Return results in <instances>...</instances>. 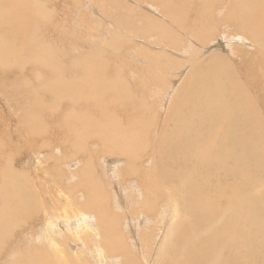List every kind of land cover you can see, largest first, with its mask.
Masks as SVG:
<instances>
[{
	"label": "bare ground",
	"instance_id": "1",
	"mask_svg": "<svg viewBox=\"0 0 264 264\" xmlns=\"http://www.w3.org/2000/svg\"><path fill=\"white\" fill-rule=\"evenodd\" d=\"M16 1L14 2V0H4L3 2H0V65L6 66V64L10 61V57L14 55L17 58L23 57L24 59H26V61L27 59L31 60V62L27 61L29 64H32L34 62H41L44 65L45 72H50L54 69V66L51 61V53L48 50L45 51L42 47L44 43L35 45L27 40L26 52H24V47V49L21 50L19 54L20 56H16L17 45L21 41L20 34L22 31L20 30L22 26L24 27V29H26L29 22L33 20V17L29 19L22 18V14L20 11L24 12L26 16H29L30 12L34 13L33 8H38L40 10V8L36 7L33 2L24 0L18 2ZM78 1L80 0H77V2ZM94 1L93 4H95V2L97 1V3L95 4L96 7H98L97 9H99V7L102 9L104 0L101 4L100 2L102 0H100V2L99 0H96L95 2ZM107 1H110V3H112L111 0H105V3H107ZM185 2L187 3V0H149L135 3L139 5L137 6L138 8L141 6L143 8L145 7L146 9L150 10V14L151 12H153L160 19L162 26L157 24V26L160 28V31L163 26L169 28V30H165L164 27L162 29V34L161 32H159V30L155 31L157 26H155V28L154 26L152 27L154 28V32L149 30L147 23H145L147 24V29H144L141 26L139 28H135L133 21L130 19L129 15L132 14L134 16L136 10H134L135 7H132V10L130 8V4H126L127 6H129V8H127L126 6V9H130V13H128L127 19L131 21V23L127 21L125 16H123L125 14H120L116 11L118 14H120V18L122 15V18L121 20H114V26H112L113 24L110 25V27H115V31L111 28L114 33L108 31V27L107 32L109 33L104 32L100 35L99 30L102 29L99 28V21L96 23L97 25L93 22L94 27L89 25L87 27L88 29L85 27L88 32H86L85 29V32L81 31L82 33L77 31V33L74 32L75 30H78L77 28L75 30H72L74 34L76 33L75 36H73L75 38H80V40H75L77 41L76 49L78 47L82 48L85 45L84 43L87 42L88 39L98 40L101 43L104 42V46H98L97 48L99 49H96L94 52L90 51L88 54V51H84V53L86 54H84L82 58L80 57L78 61H76L75 68L77 70V73L72 78L68 79V83L66 82V80L60 79V77L55 81L48 79L46 82L40 83L39 87H37L36 89L37 91L42 93V114L44 113L45 115V112L47 111L55 112L54 114H48L50 118L54 119L57 116V118L59 119L61 117L58 112L60 111V107L62 106V103L64 101H66V103L68 101L71 104V106L67 104V107L70 106V109H68L69 107L67 108L68 114L61 113L62 118L60 119V121L62 122L64 120V122L61 123L62 127L60 126L59 122H55L57 123V127L59 128L56 127L57 129H52L48 125L49 119L46 120V122H48L47 124L45 123V121H43V118L41 120V117H39L40 119L37 120H39L40 123L43 122V124H46L44 127H42L43 129L39 127L42 129V131L38 134L43 135L44 133V135H46L45 133H50L51 129L53 131L59 130V133L61 131L64 135V141H62V143H64L66 140L69 141L67 144L71 148L70 156H74L75 159L78 158L80 162H84V164L82 163L83 168L81 169L80 173L75 175L78 177L77 182L75 184H72L71 186H68V193H76L77 197L75 200H73L72 198H68L66 190L63 189L64 183H62V180L64 179H62V170L59 166H57V170L55 172H52V170L47 171V173L53 174L51 175L53 176L52 179L54 180L51 181L50 184L48 183V174H45L46 169L41 166V172L37 173V175L43 179L41 185H39L37 182H34L35 189L31 188L29 190H26V187L31 186L30 182L39 180V178L35 174L38 168H36V170L34 171L28 172L27 170H20L17 166V162L13 160H9L10 163H5V165L9 163L7 168L0 169V251L3 250L8 238L10 239V244H12V246L9 247V253L5 259H2L0 257V264H92L91 260H93V264H113L112 261L115 260L118 261V264H159V262L160 264H264V120L262 119L264 118V114L261 113L263 114V116L261 115L262 117L260 118L259 116L260 112H262V109H260L261 107L258 108V110L256 109L257 104L260 102L256 100L259 99L255 100L256 102H258L257 104L254 103V93H256V97H260L259 90L264 89L262 88L264 86V82L260 80H264V0H202V6L195 14H191L190 11L188 12V8L190 6H186ZM79 3H81V1ZM110 3H107V5H111ZM80 5L79 7H82V5ZM69 6L70 5H68L67 7ZM119 7L121 10L124 8V6L123 8H121L122 6ZM142 7L140 8V11L138 10L139 14L137 12L138 16H143L149 24H155L153 20H147L146 17L149 16L145 14L146 11L145 9H142ZM106 8L107 10L108 8L111 9V6ZM113 9H111L112 14ZM186 9L188 10L186 11ZM18 10L21 20L16 16L18 14L15 15L14 13V11ZM104 10V13H106V16H108V18L109 16L113 17L110 14H107L109 12H107L106 9ZM122 11L121 13H124ZM71 12L72 11H70V13ZM141 12L143 15L141 14ZM137 14L136 17H138ZM154 14H152V17H154ZM106 16L104 15V17ZM114 16H116V13ZM100 17L102 18L103 16ZM213 17L215 18V20L213 19ZM124 18L126 20H123ZM109 19V22L113 21L111 18ZM143 20L144 19H142V21ZM104 21L108 20L104 18ZM209 21L212 22L207 26L206 24ZM86 22L90 21L88 20ZM102 22L103 21H101V25ZM104 24L108 25L109 23L104 22L101 27H104ZM195 24H197L196 28H194V26L192 28L191 26ZM168 25H170L173 29ZM60 27L61 26H59V29ZM66 27L68 28L69 26ZM82 27L84 28V26ZM67 28L65 30H67ZM91 29H93L98 35L93 34L95 32L92 33ZM111 29L109 28V30ZM70 30L71 28L69 29V33H72ZM119 32H122L126 38L122 36V34L118 35ZM155 32H157L158 35ZM219 32L225 33V37H222L226 39V41L224 40V43L226 44L225 46L231 48L233 52L235 51V47H240L237 49L238 51L244 52L245 54H248L250 56L253 55V57L246 59L245 57L243 58L241 56L242 61L245 62L243 68L241 69L240 67L238 69L234 67L233 69L232 63L227 61L225 57L218 52H209V54H211H208V57L207 52L206 55L202 57L203 59L199 58L201 60H198L199 62L194 60L196 58L194 57V55L188 56V59L189 57H194L191 58L190 62L193 59V61L197 62V64H190L193 65V67H191L185 62V65L187 64L188 67L190 66L191 70L187 68L188 70L186 71V73L188 71H190V73L189 77L186 74V78L188 77L187 79L184 77L186 81L184 82L186 85L183 83V86H186V92L184 90L185 97H183V99L179 96V98H181L180 100H184V102H179L180 104L178 105V107L188 108L189 110L187 111H193L190 112L192 114L194 112L196 113L197 111L196 114L194 113L195 117L196 115L200 117L202 116L201 114H203L205 119L208 117L211 118L213 112L215 114H218L217 110L220 111L219 114H222L221 110L223 111L225 109L223 112L225 115V111L227 110L228 112H226L225 116L221 115V117H223V120H225V125L221 120L222 122H220L222 123V125H224L223 127H221L218 123H216V126H214L216 128H218L217 126H219L220 129L216 131L222 132L218 134L215 130H213V132L215 133L213 135L212 131H210L212 128L210 130L208 128H205V132L210 131V134L207 133L205 135L206 137L204 138L207 141L203 142L202 147L199 148L198 153H194V155L193 153H191L193 155V158H190L189 154L184 152L185 157L182 158V160L179 162L180 164L178 165V168L181 169V175L179 177H177L178 175H174L172 169H167L165 174L166 176L163 177L162 174L159 173L160 171L157 172L156 168H153L154 165L152 166V163L151 167L147 163L150 169L146 167L147 169L145 168V170H148V172H141L139 167L137 169L136 167L137 164H139L138 166H140V168L147 166H143V163L146 164L147 162L146 155L142 156L141 153H143L145 149H147L149 145L152 144L149 141L146 142V140H149L151 136L149 138L147 137L148 139H145V135H150L148 133V128L150 127V130L151 128L154 129L153 125L148 126V124L142 123L143 125L140 126V129H138L137 127H133L137 128L138 130L132 129V131H128V128H123L122 126L118 125L116 126L115 124L111 123L112 120L114 121L115 116L118 117L115 114L118 111L115 110V106H121V104H123L121 102H124L125 100H128V102H130L129 100H131L133 94H136V89L138 90L140 88H143V86H146L145 84H142L146 83L143 82V80L145 81L146 78H141L145 75V73L139 72V74L141 73V75H143L141 76L138 74L137 76L136 73V77L134 76V80L140 81V79H142V83L138 82L141 87L137 88L136 86L135 91L132 90L134 93H131L132 95L130 97L120 93L121 90L122 92L125 90V85H127L128 87L129 85H132L130 84V81L129 83L125 81L127 80V77L124 78V76L128 75L127 73L126 75L124 74V76L122 75V80L121 76H119L121 81H125V83H127L121 84L120 82L121 86H123V89H120L121 86L118 85L119 83L117 82L120 80L118 77L116 78V74L114 75V73H116L115 71L117 70H120L121 72L123 66H119L121 64L120 63L118 65L119 69L117 68L118 66L114 71L109 69H111V66L115 65L116 61H118L116 64H118L120 60L122 61V59L118 60L117 56L119 52L123 53L122 45H124L125 43L127 46L128 42L133 43L131 42V40H133L132 37L134 39L137 37H142V43L139 44H143V42L144 44L147 43L149 44L148 46L151 45L149 48H151L152 46H159V49H161L164 53L166 51L170 52V50L177 51V49L178 52L180 50L181 53L183 52V50H181V47L184 46V42L188 40L187 45L185 42L186 46H194V43L199 45V47H196V51L192 48V46H190L192 48L191 50H194L193 52L198 55L200 53V49L201 53H205L204 51L211 48V46H208V44L212 45L215 42L213 38H218L220 36ZM83 33H88L87 40H85L86 37L83 36ZM154 33L156 36L154 35ZM168 33L170 34V39H168ZM188 34L190 36H188ZM119 36H122L121 38L124 37L128 42H125V39L123 38L124 41L122 39L123 44L121 45V43H119V40H121ZM173 36L174 43L171 41V38ZM106 37H109L110 40L114 41L115 43H109L108 41L106 42ZM64 41L66 42L67 40ZM167 41H169V43ZM236 41L240 42H237L238 44H240V46H233V42ZM244 41H247L251 46H255V48L253 50H250V47H248ZM92 43H94V41H92ZM92 43H90L91 47L94 45H92ZM101 43L99 44L101 45ZM67 44L69 45V43ZM136 44L138 45V43ZM179 44H181L180 48L178 46ZM132 45L129 46L132 47L133 50L136 49V45ZM242 45H245L248 48H243ZM95 46L96 44L94 45V47ZM143 46L147 47L146 45ZM65 47L67 48V45ZM141 49L142 53L140 54L141 50H138L139 52L136 56H138V54H140L139 56L145 54L144 52L146 51V48L145 50H143V47ZM156 49L154 51H156ZM60 50L61 49H59V53L61 55L62 51ZM108 50H111L112 53H110V51ZM161 50H159L160 52H157L161 54ZM189 50L190 48H188V51ZM135 51L137 52V50ZM154 51L153 53L155 55L153 56H156L157 52L155 53ZM23 52L24 54H22ZM105 52L110 54V56L108 54L110 59L106 60V58H103V56H101L103 60L100 58L101 60L99 61L100 55L98 56V54L104 55L106 54ZM113 52L115 53L114 55L117 56L115 57V59L117 58V60H115V63H113L114 65H112L113 60L111 62H108L109 64H111L110 66L108 63H105L109 67V69L107 67V69L105 70L114 72V78L118 79H115L116 81H112V79L110 78L106 79L109 77V75H113L109 74V71L106 72V74H109L108 77L104 74V63L102 62L110 61L112 57L111 54H113ZM147 52L145 54L147 55L145 56V60H147V57H149V55L150 59L152 58V51H150V54H147ZM164 53H162L164 56H162V54L161 56L159 55L160 58L157 54L156 59H161V57L165 58L166 53ZM192 53L190 52V54ZM167 54L169 56L170 53ZM126 55L127 52L125 56ZM174 55L175 54H173V56ZM125 56L122 58H126ZM132 56H130V62L136 60L139 61L138 59L133 60L134 58ZM168 56L167 59L172 62L171 57ZM237 56L239 58L240 53ZM142 57L145 58L143 55ZM127 58H129V56ZM156 59L153 60L152 58L151 61H147L151 62L150 64L152 65V67L156 68L158 65L157 61H159ZM167 59L165 58V60ZM186 59L185 61H187ZM127 61L125 62V67L127 66ZM147 61L146 66L147 68H149L150 65L147 64ZM160 61L158 66H160V64L163 65L162 62H164V60L161 62ZM170 61L167 60V65L170 63ZM183 61L184 58H182L180 66L182 65ZM123 62L124 61H122V63ZM130 62H128V66L130 65ZM153 62L156 64V66H154L155 64H153ZM176 62L173 63V66L171 64L165 66L167 68L169 67L170 70H174V65L176 66ZM187 62L190 63L189 61ZM246 62H250V66ZM95 63L103 65H100V67L98 66V64L95 65ZM165 63L166 62H164V64ZM20 64L22 65V63H17L15 66H20ZM135 64L137 63H134V65ZM139 65V68H142L143 64L142 66L141 64ZM132 68L133 67L131 66V69ZM147 68L144 69L146 73L150 70V68L149 70H147ZM167 68L164 67V69ZM169 68L167 70H169ZM0 69L3 70L2 68ZM151 69L153 70V68ZM144 70L141 71L144 72ZM177 70H179V67H176L174 71ZM155 71L153 70L152 73L151 70L149 71L150 77L152 74L154 75ZM120 72H117L118 75L121 74ZM156 72L158 73L160 72V70L158 69V71ZM157 73L156 75H154L157 79L154 76H152L153 78H151L152 80H154L155 78L156 83L158 80ZM161 73L160 75L162 76ZM163 73H165V71H163ZM168 74H172L171 71ZM131 75L134 74L131 73ZM147 76L148 74L146 75V77ZM137 77L138 80L136 79ZM150 77H147V79L149 80ZM104 78L106 80H104ZM165 78L166 76L162 77L163 80L160 79V81L164 82L168 79V77L166 79ZM107 80H111L112 82L108 81L107 84ZM257 80L258 84L256 85L255 82H257ZM149 81L151 82V80ZM163 82L161 84H163ZM173 85H176V83H173ZM132 86L130 87V89L134 88V86ZM148 86L149 84L147 85V87ZM167 86H165V89L169 88H167ZM148 88L151 89V86ZM148 88L146 90V94L148 93L147 91H149ZM144 89L141 90L143 91ZM155 89L157 88L155 87ZM165 89H162L163 93H167ZM127 90H125V92L130 91ZM104 91H107V93H109L108 91H110V100L104 99ZM138 92L140 93V91H137V93ZM173 92H175L172 93L174 96L176 94L174 88ZM262 92L264 91L261 90V95H263ZM151 94L153 97V92H151ZM139 95H141V93ZM162 95L163 94H161L160 97ZM246 95L250 96L246 97ZM158 96L159 95H156V97ZM134 97H132V99H134V102H132L136 104V97ZM137 98L136 100L138 102V100H140L139 96ZM142 98L143 96L141 95V99ZM171 98L170 102L172 100L174 102L176 97H173L172 99ZM157 99L155 101H157ZM152 100L154 101L153 98ZM178 100H176L173 104V106L175 105L176 108H178L176 105ZM146 101H150L149 98L148 100L145 99V102ZM153 101H151L152 104ZM142 102L143 101L141 100V103ZM145 102H143L142 104H144ZM109 103L110 109H108L107 107ZM126 103L127 101H125L123 105L128 107V104L126 105ZM141 103L139 104L140 106ZM147 104L148 106H150L149 102ZM147 104L145 103L144 106ZM168 104L171 105V103ZM262 104L260 105L264 107V103ZM123 105L121 107H123ZM139 105H136L137 108L139 107L138 110H136L135 106H132L135 109H131L132 111H139L140 115H137L143 118L141 113H143L144 111L147 112L149 110V107L146 106V109L148 110H145V107L143 106V111L140 110ZM63 106L64 108H66V105ZM88 106L92 108L91 111H93L96 115L87 113L83 110V108H87ZM124 110H126V108ZM182 111L184 110H181V112ZM164 112L167 113L166 111ZM173 112L176 111L173 109ZM256 112L259 116L256 115ZM152 113L154 114V112ZM152 113H150L149 115L151 116ZM182 113L180 114V116L179 114L177 115L179 119L175 116L173 118L181 122H178L179 124H181V127H179L180 129L178 127H175L179 129L178 131L175 129V131L179 132L178 134L182 137L183 140L185 138L184 136L189 132L188 130L192 129H190L191 125L187 126L183 122L185 119L182 118ZM190 113L186 115L189 116ZM146 114L144 116H146ZM219 114L217 116H219ZM44 115L43 117L46 118V116ZM137 115L135 114L134 118ZM130 116V118L132 119L133 116ZM191 116H193V119H195L194 115ZM215 116L216 115H214V117ZM158 117L159 116H157L156 118ZM150 118L152 120L153 117ZM156 118L153 119L155 120ZM209 118L208 121L212 119L211 118L209 120ZM219 118L215 117L214 119L218 120ZM143 119H145V117ZM175 119L172 120L174 121ZM187 119L188 121L191 120L188 117ZM258 119H262L260 120L262 122L258 121ZM136 120L138 121L137 117ZM136 120L133 119V121L135 122ZM168 120L170 122V119ZM202 120L203 119H200V122H202ZM155 121H153L152 123L154 124ZM214 121L216 122V120L210 121L212 122V125L214 124ZM142 122L144 121L142 120ZM169 122L167 121V123ZM148 123L150 124L149 121ZM192 123H195V125L199 127L196 122ZM261 125L263 126L261 127ZM164 126H168V124L163 125V127ZM39 128H37L36 130H39ZM196 129L197 128H195L193 131L195 132ZM200 131L198 133H200ZM6 132L8 131L6 130ZM163 132L164 134H162V136L160 137L161 140L159 141V143L155 144L161 147V151H156V154L163 151V154H167L169 155V157L170 154L168 153H178L179 155L180 152V154L182 155L181 151L179 150L181 146L178 147V144L177 150L179 151H174V149L177 148L173 145V138L175 135L172 136V132L170 130H165ZM177 132L175 133L176 135ZM201 132L202 133L200 134L202 135L203 131ZM1 134L2 133H0V135ZM207 135L209 138H207ZM7 137L8 136H6V138ZM175 137L176 139H178V136ZM196 137L192 139L197 140ZM203 137L199 138L201 139ZM71 138H73L72 141L69 140ZM209 139H211V141ZM212 139L214 140L212 141ZM42 140V146L44 148L42 152L45 150H49L52 152V144L51 142H49V139L45 141L42 138ZM92 140H95L97 143H99L100 151L97 152V155H106V157L104 156L102 158L103 160L101 163L103 173L105 175H107V173L110 175L111 173L114 175V177H121L120 180L121 182H124V184L133 182L130 186L131 188H123L121 185H119L120 187L117 186V188L116 185L108 186V184H106V182L104 181L106 180V176L102 174L101 178L99 177L100 175L96 170L97 162H94V159H92L93 155L90 151V141ZM3 141L4 140H2V142ZM189 142L187 141L186 143L189 144ZM6 143L7 141L4 143V145H6ZM185 145L186 144H184L183 147H187ZM192 146L193 145L191 144L190 147ZM193 147L192 149L194 152ZM198 147L199 146H197V149ZM189 149L187 148L186 150L189 152ZM1 150L2 149H0V151ZM58 150H60V148ZM147 150L149 151V148ZM38 151L41 152L40 150ZM154 152L152 154L150 153L151 155L149 154V158L153 162H155L156 165V162H158V160L160 159H158L157 161L154 160ZM53 153L54 152H52V154ZM85 153H87L86 156H84ZM173 155L176 154H171V157H173ZM119 156H123L126 158V161H124L121 165L115 160V158H121ZM176 157L178 156L176 155ZM113 158V163H109L111 161L109 159ZM49 159H51V157L44 161L45 164H50ZM64 159L66 158H63V160ZM60 162L59 159H57L55 161V164L58 165ZM103 162L109 164L106 166L103 164ZM173 162L171 161V163L175 165V163ZM0 163H2V161ZM67 163L69 164L73 162L69 161L63 164ZM182 163H184V167L181 165ZM160 164L162 166L164 165L162 161L160 162ZM99 165L100 164H98V166ZM169 167L172 168V165H169ZM113 179L115 180V178ZM78 195H81V199H79ZM34 207L36 211L41 212L43 215H45L46 218L49 217V220L47 221L49 224V230L47 229L41 232L38 231L34 235H30L28 237L25 235L22 237L24 229L21 226V223L26 222L27 218L30 219L32 217L31 213L34 211ZM127 214L134 217L133 223L135 234L132 230L133 228L131 229L130 227V232L127 233L128 236L126 237V223L124 220L126 219ZM80 215H83V217H81ZM142 215H146L147 217H151L152 219L149 220L147 217H145V222L143 223ZM85 216L87 217V219L85 218ZM127 220H129L128 217ZM95 223L96 225L90 229L89 226ZM141 223L144 224L143 227L141 226ZM148 223L149 225H147ZM58 226H62L65 229L63 234L60 232L61 230H56V227ZM18 230H20L21 234H19ZM25 237L28 239H26ZM29 241L30 244H33L34 246L30 247L29 249L24 247L18 248L22 246V243H27ZM78 245H81L83 247L73 251L72 248ZM132 245L134 247H132ZM135 247H140L141 254L144 256L143 260L139 257V254L137 253ZM156 247H161V251H156ZM117 256L118 258H115Z\"/></svg>",
	"mask_w": 264,
	"mask_h": 264
},
{
	"label": "rangeland",
	"instance_id": "2",
	"mask_svg": "<svg viewBox=\"0 0 264 264\" xmlns=\"http://www.w3.org/2000/svg\"><path fill=\"white\" fill-rule=\"evenodd\" d=\"M2 2L4 1V0H1ZM0 1V2H1ZM16 0H14V2H15ZM18 1H22V0H17L16 2H18ZM24 1H30V2H33V4L36 6V7H39L40 8V10L38 9V8H33V11H34V13H32V12H30V14H29V16H26L25 14H24V12H22V11H20L21 12V14H22V18H24V19H29V18H31V17H33V20L32 21H30L29 22V24H28V26H27V28L26 29H24V27L22 26V28H21V30L20 31H22L21 32V34H20V39H21V41L18 43V45H17V51H16V56H20L19 54H20V52H21V50H23L24 49V47H25V51L24 52H26V41L27 40H29L30 42H32L33 44H35V45H38V44H41V43H44L43 45H42V47H43V49L46 51V50H48L50 53H51V61H52V63H53V66H54V69L52 70V71H50V72H45V70H44V65L41 63V62H34V63H32V64H29L27 61H29V62H31V60H28L27 59V61H26V59H24L23 57H19V58H17V57H15L14 55H12L11 57H10V61L6 64V66H4V65H0V68H2L3 70H1L0 69V133H2L1 135H0V149H2L1 151H0V162L2 161V163H0V169L1 168H4V169H6L7 168V166H8V164L10 163L9 162V160H13V161H15V162H17V166H18V168L20 169V170H27L28 172H31V171H34V170H36V168H38V170L36 171V176L39 178V180L37 181V180H34V181H32V182H30V184H31V186L30 187H26L25 189L26 190H29V189H31V188H33V189H35L34 188V182H37L39 185H41V183H42V178H40L38 175H37V173L38 172H41V170H42V168H41V166L42 167H44L45 169H46V172H45V174H48V177H49V181H48V183L50 184L51 183V181H53L54 179H52L53 178V174L52 173H47V171H50V170H52V172H55L56 170H57V166H59L60 168H61V170H62V176H63V178L62 179H64V180H62V183H64V187H63V189L64 190H66V194H67V196H68V198H72L73 200H75L76 199V197H77V195H76V193H71V194H69L68 193V186H71L72 184H75L76 182H77V180H78V177L77 176H75L76 174H79L80 173V171H81V169L83 168V164H84V162H80L79 161V159L77 160V159H75V157L74 156H70V153H71V148H70V146L67 144L69 141L68 140H66L64 143H62V141H64V135L62 134V132L60 131V133L58 132V131H53L52 129L53 128H55V129H57V128H59V127H57V123L59 122L60 123V126L62 127V122H64V120L61 122L60 121V119L62 118V115H61V113H67L68 114V109H70V106H71V104L67 101V103H66V101H64L63 103H62V108L60 107V111L58 112V114L61 116L59 119L57 118V116L53 119V118H50L49 116H48V114H50V113H52V114H54L55 112H53V111H47V112H45V115H44V113L42 114V105H43V99H42V93L41 92H39V91H37V87H39V85H40V83H44V82H46L48 79H50V80H52V81H55L57 78H59L60 77V79H63V80H66V82L68 81V79H70V78H72L74 75H76V73H77V70H76V68H75V65H76V61H78V59L81 57H83V55L84 54H86V53H84V51H88L87 52V54L91 51V52H94L96 49H99V48H97L98 46L99 47H103L104 45V42H99L98 40H91V39H88L87 40V38H88V33H83V36L84 37H86L85 38V40H87V42H85L84 44V46L81 48V47H78L77 49H76V45H77V41H75V40H77V39H79L80 40V38H75L74 36H75V34L77 33V32H88L87 31V27H88V25L89 26H93L94 27V23L96 24L98 21H99V28H101L102 30H99V34L101 35L102 33H104V32H107V28L109 27L110 29L112 28L113 30H114V28L115 27H110V25H112L113 24V22H114V20H121V18H122V15H121V18H120V14H125V15H123V16H125L126 17V19H127V15H128V13H130V9L128 10V9H126V4H130V8L133 10V8H134V10H136V13L134 14V16L132 15V14H130L129 16H130V19L133 21V24H134V26H135V28H139L140 26L142 27V28H144V29H147V24H148V28H149V30H151L152 32H154L153 30H154V28H155V26H157V24L158 25H160V26H162V23H161V21H160V19L153 13V12H151V14H150V10H148V9H146L145 7L143 8L142 6V9H145V14L147 15V16H149V17H146L147 18V20H153V22L156 24H153V23H148L146 20H145V18L143 17V16H141V17H139L138 16V14H139V11H140V8L141 7H137V6H139V5H137V4H135V3H139V2H142V1H149V0H111V2L112 3H110V1H107V3H110L111 5H107V3H105V0H104V5H105V7H104V5L102 6V5H99V6H102V9L99 7V9H97L98 7H96V3H97V1L95 2L94 0H80L81 1V3L83 4H81V3H79L80 1H78L77 2V0L76 1H74V0H24ZM83 1V2H82ZM90 1H91V4H90ZM93 1L95 2V4H93ZM118 1V2H117ZM189 1H191V2H189ZM75 3V5H74V3ZM86 2H89V3H86ZM99 2H100V0H99ZM114 2V3H113ZM79 3V4H78ZM101 3H103V0L100 2V4ZM67 4V5H66ZM73 4V5H72ZM77 4V5H76ZM82 5V7H79V5ZM115 4V5H114ZM120 4V5H119ZM190 4V5H189ZM193 4V5H192ZM68 5H70L69 7H71V8H69V7H67ZM80 5V6H81ZM85 5V6H84ZM98 5V4H97ZM122 6L121 8H123V6H124V8L121 10L120 9V7L119 6ZM185 5L186 6H190L188 9H186V11L188 10V12L190 11L191 12V14H195L200 8H201V6H202V0H187V3L185 2ZM76 6V7H75ZM78 6V7H77ZM109 6H111V9H113V7H114V9L112 10V12H113V14L111 13V9L110 8H108V10H107V8L106 7H109ZM113 6V7H112ZM84 7V8H83ZM88 9H86V8ZM118 9H117V8ZM133 7V8H132ZM72 8H74V9H72ZM79 8V9H78ZM81 8H82V10H81ZM127 8H129V6H127ZM137 8V9H136ZM64 9H65V11H64ZM94 9V10H93ZM104 9H106V11L107 12H109V13H107V14H110L111 16H113V17H110L109 16V18H111L113 21H110L109 22V18H108V16H106V13H104L105 12V10ZM141 9V10H142ZM194 9V10H193ZM68 10H70V11H72L71 13H70V11H68ZM82 12H81V11ZM102 10V11H101ZM127 10H128V12H127ZM139 10V11H138ZM67 11H68V15H67ZM79 11V12H78ZM92 11H94L95 12V14H94V12H92ZM99 11H101L106 17H104V15L101 13V12H99ZM119 12L120 14H118L117 12ZM121 11L122 12H124V13H121ZM127 12V14H126V12ZM116 13V16H114L115 15V13ZM137 12H138V14H137ZM147 12H149V13H147ZM14 13H15V15L16 14H18V15H16L20 20H21V18H20V13H19V10L18 11H14ZM70 13V14H69ZM76 13V14H75ZM84 13V14H83ZM85 13H87V14H85ZM101 15H100V14ZM75 14V15H74ZM81 14V15H80ZM117 14H118V17H117ZM136 14H137V16L139 17H136ZM141 14H142V12H141ZM144 14V15H145ZM150 14V15H149ZM152 14H154V17H152L153 15ZM69 15H71V16H69ZM83 15V16H82ZM84 15H85V17H84ZM103 16L102 18H103V20H102V18L100 17V16ZM143 15V14H142ZM218 15V14H217ZM217 15H216V17H217ZM76 16V17H75ZM79 16H80V18H79ZM151 16V17H150ZM92 17H93V19H92ZM115 17V18H114ZM117 17V18H116ZM77 18V19H76ZM104 18L106 19V20H108V21H104ZM114 18V19H113ZM139 19V21H138V19ZM125 18L123 19V20H126ZM142 19H144L143 21H142ZM213 19L215 20V18L213 17ZM90 21V22H86V21ZM92 20V21H91ZM62 21H65V22H62ZM101 21H103L102 22V25H103V23L104 22H107V23H109L108 25L107 24H104V27H101L102 25H101ZM127 21H129L128 19H127ZM140 21H141V23H140ZM71 22H73V23H71ZM94 22V23H93ZM130 23H131V21H129ZM136 22V23H135ZM212 21H209L206 25L208 26V24H210ZM77 23V24H76ZM145 23H147V24H145ZM62 24H63V27H62ZM65 24V25H64ZM80 24V25H79ZM91 24H93V25H91ZM87 25V26H86ZM97 25V24H96ZM107 25V26H106ZM59 26H61L60 27V29H59ZM66 26H69L68 28L66 27ZM79 26H80V28H79ZM82 26H84V28L82 27ZM97 26V27H98ZM112 26H114V24L112 25ZM137 26V27H136ZM154 26V28H152ZM169 27H171L170 25H168ZM193 26H194V28H196V26H197V24H195V25H192L191 27L193 28ZM206 26V27H207ZM67 28V30H65L66 28ZM74 27V28H73ZM87 29H86V28ZM96 27V26H95ZM106 27V28H105ZM158 27V26H157ZM157 27H156V30L155 31H158L159 30V32H161V34L163 33V31H162V29L164 28L165 30L166 29H168L169 30V28L168 27H166V26H163V28L161 29V31H160V28L158 27V29H157ZM58 28V29H57ZM65 28V29H64ZM71 28V32H72V30H75L76 28L78 29V30H75L74 32H76L75 34H74V32H72V33H69V29ZM106 30H105V29ZM109 28H108V31H110V32H112V33H114V31L112 30H109ZM172 28V27H171ZM80 29V30H79ZM84 29H85V31H84ZM104 29V30H103ZM173 29V28H172ZM66 31H68V32H66ZM81 32V33H82ZM91 32L93 33V32H95L93 29H91ZM158 32V33H159ZM107 33H109V32H107ZM156 34H157V32H155ZM155 33H154V35H155ZM220 34V38L218 37H214L213 39H214V41L215 42H217V43H213L212 45L211 44H208V46L210 45L211 46V48L210 49H208V50H206V51H204L205 53H201V49H200V53L198 54V55H196L195 54V52H193L194 50L196 51L197 50V48L196 47H199V45L198 44H196V43H194L195 45L193 46V45H189V46H186L188 43H187V41L188 40H184L185 42H186V45H185V42H184V46H182L181 48V50H183V52H184V54H183V52H181L180 53V50H179V52H178V49H177V51L176 50H170V52H165L166 54L167 53H170L169 54V56L171 57V60H172V62L174 61V62H176V60H177V62L175 63L176 64V66L174 65V67L176 68H178L179 67V70H177V71H174L175 70V68L174 67H172V68H174V70H173V72H172V70H170V68H169V70L171 71V73L172 74H168L170 71L169 70H167L168 68L165 66V65H167V60L168 61H170L169 59H167V56H168V54L166 55L161 49H159V46L158 47H151V48H153V49H151V48H149L150 46H148L149 44H147V43H145L144 44V42H143V44H139V43H142V41H141V38H138V40H137V38H133L132 37V39L134 40H131V42H133V43H129L125 38V36L123 35V33L122 32H119L118 33V35H120V34H122V36H124L123 38L125 39V42H128L127 43V46H126V44L124 43V45H122L123 43V41H124V39L123 38H121L120 36V39L121 40H119V43H121V45H122V48H123V53H120L119 52V54H117V56H118V60H120V59H122V61H124L123 63H122V61L120 60L119 61V63L118 64H116L118 61H116V63H115V60H117V58L115 59V57H117L116 55H114L115 53L113 52V54H111V60L110 61H102L103 63H104V65L103 64H98V63H95V65H97L98 64V66H100V65H103L102 67L104 68L103 70H105V69H107V67H108V65L107 64H105V63H108V62H111L112 60L114 61H112V65H114L113 63H115V65L114 66H111L110 68L111 69H109V67H108V69L109 70H116V67L119 65V66H121L122 68H120V69H122L121 70V72H120V70H117V71H115L116 73H114V72H112V71H109V70H105V72H104V74L105 75H107V77H108V75L109 74H112L113 75V73H114V75L116 76V78L118 77L119 78V76H121V80H122V75L124 76V74L126 75V73H127V75L130 77V79H129V77L128 76H124V78H126L127 80H125L127 83H129V81H130V84H132L133 86H134V88H131L130 89V87L132 86V85H129V87L127 86V85H125V90H127V89H129L130 91H135V87L137 86V88L138 87H141V85H139V83H142V79H145V81L143 80V82H146V83H142V84H145L146 86H143V88H140V89H136V94L134 95L133 93V91L132 92H130L129 90H127V91H129V92H125V90L122 92V90H121V92L120 93H122V94H124V95H126V96H128V97H130L132 94H133V96L132 97H138L139 96V99L140 100H138V102H137V100H136V98H135V103L136 104H134L133 102H134V99H132V97H131V100H129L130 102H128V100H125V101H127V103H126V105L128 104V107L127 106H125V105H123L124 103H125V101L124 102H121V103H123V104H121V106L123 105V107H121L120 105L117 107V106H115V110L117 111L115 114L118 116V117H114L115 119H114V121L112 120V122L111 123H113V124H115L116 126L118 125V126H122L123 128H128L127 130L128 131H132V129L134 130V129H140L141 127L140 126H142L143 124H148V126H152L153 125V127H154V129H152L151 128V130L148 128V133L150 134V135H148V134H146L145 135V139L148 137H150V139L149 140H146V142L147 141H149L150 143H152V144H150L149 145V151L147 150V149H145V151L143 152V153H141V155L143 156V155H146V164L145 163H143V166L144 165H147V166H145V167H141L140 168V166H138L139 164H137V167H136V169L139 167V169H140V171L141 172H148V170H145V168L147 167V168H149V166L151 167V163H152V166H153V168H156V170H157V172H159V173H161L162 174V176L164 177V176H166L165 174H166V170L167 169H172V172L174 173V175H178L177 177H179L180 175H181V169L180 168H178L179 166V162L182 160V158H184L185 157V154H184V152L185 153H188L189 154V156H190V158H193V155H194V153H198V151H199V148H201L202 147V144H203V142L205 141H207L206 139H204L206 136V134L207 133H209L210 131H212V133H213V135L215 134L214 132H213V130H218V129H220V127L219 126H217L218 128H216V127H214V126H216V123H218V124H220V126L221 127H223L224 125H225V120H223V117H221V115H223V116H225L226 115V112H228L227 110L225 111V115H224V110L222 111L221 110V113L222 114H219L220 113V111L219 110H217V112H218V114H219V116H217L218 114H215L214 112H213V115H211V118L213 119V120H216V122L214 121L213 123V125H212V122H210V121H213L211 118H209V120L210 121H208V118H206L205 119V117L203 116V114H201L202 116H200V117H198L197 115H196V117H195V114L197 113V111H196V113L194 114H192V113H190V112H193V111H187V110H189L188 108H184V107H178V105L180 104L179 102H181V101H183L184 102V100H180L181 98H179V96L180 97H185V95H184V90L186 89L185 87V83L184 82H186L185 81V79H184V77L186 78V74L188 75V77H189V73H190V71H188L187 73H186V71L188 70L187 68H189L190 70H191V67H193V65H194V63H196L197 64V62H195V61H193V59H192V61H193V63H192V61L190 62V60H191V58H194V57H196L194 60H196V61H198V60H200L202 57H204V55H206V53H207V57L211 54H209V52H218V53H220V54H222L224 57H225V59L227 60V61H229V62H231L232 63V68L234 69V67L235 68H240L241 67V69L243 68V66H244V63L245 62H243L242 61V59H241V56L244 58H246V59H249V58H252L253 57V55H248V54H245L244 52H240V51H238L237 49L238 48H240V47H235V51L233 52L232 50H231V48H229L228 46H225L226 44L224 43V40L226 41V39L225 38H222V37H225V33H223V32H219ZM223 33V34H222ZM71 34V35H70ZM93 34H97L96 32L95 33H93ZM160 34V33H159ZM23 35H24V37H23ZM67 38H65L64 36ZM74 35V36H73ZM98 35V34H97ZM158 35V34H157ZM169 33H168V39H170L169 38ZM69 36H71V37H69ZM73 36V37H72ZM156 36V35H155ZM188 36H190L189 34H188ZM63 37H64V39H63ZM110 37V36H109ZM109 37H106L105 38V40H106V42L108 41L109 43L111 42H113V43H115L114 41H112V40H110V38ZM136 37V36H135ZM73 40H72V39ZM174 36L171 38V41L174 43ZM193 38V37H192ZM191 38V39H192ZM72 41H71V40ZM108 39V40H107ZM122 39H123V41H122ZM167 39V40H168ZM216 39H218V40H216ZM64 40H67L66 42L67 43H69V45L64 41ZM78 40V41H79ZM91 42H90V41ZM128 40H130V39H128ZM64 41V42H63ZM75 41V42H74ZM92 41H94V43H92ZM121 41V42H120ZM141 41V42H140ZM73 42H74V44H73ZM96 42H99V43H101V45L99 44V43H96ZM168 43H169V41H167ZM194 42V41H193ZM240 43L239 41H236V42H233L234 43V45L233 46H240V44H238V43ZM245 42V41H244ZM66 43V44H65ZM72 43V44H71ZM90 43H92V45L94 44H96V48L94 47V45L91 47V44ZM135 43V44H134ZM136 43H138V45L136 44ZM246 43V45L248 46V47H250L249 49L250 50H253L254 48H255V46H251L247 41L245 42ZM136 45V49H134L133 50V48L132 47H130L129 45ZM175 44H178V43H175ZM220 44V45H219ZM67 45V48L65 47ZM87 45V46H86ZM103 45V46H102ZM132 45V46H133ZM143 45H146L147 47H145V46H143ZM165 45H167V44H165ZM169 45V44H168ZM198 45V46H197ZM125 46V47H124ZM138 46V47H137ZM140 46H142L144 49L143 50H145V48H146V51L144 52L145 54H146V52H147V54H150V51H152L151 53V56H152V58H153V60L154 59H156V56H157V54H158V57L160 58V56H161V54L162 53H164L165 54V58L167 59V60H165V58L164 57H161V59H156V60H161V61H163L164 60V62H166L165 64H164V62H162L163 63V65H164V67L165 68H167V69H164V67H163V65L162 64H160V66H158L159 65V61H157L158 63V65H157V67L155 68V67H152V65L150 64L151 62H148V61H151L152 60V58L150 59V55H149V57H147V60H145L146 59V57L145 56H147V55H145V54H142L145 58H143L142 57V55L141 56H139L141 53H142V47H140ZM179 46V48H180V46H181V44H179L178 45ZM190 46H192V48L194 49L193 51L191 50L192 48L190 47ZM243 46V45H242ZM86 47H87V49H86ZM187 47V48H186ZM248 47H246L245 45L243 46V48H248ZM66 48V49H65ZM84 48V49H83ZM130 48H131V50H130ZM140 48V49H139ZM149 48V49H148ZM157 48V49H156ZM188 48H190V50L188 51ZM204 48H205V45H204ZM228 48V49H227ZM59 49H61L60 51H62V53H63V55H62V53H61V55H62V57H61V55H60V53H59ZM91 49V50H90ZM156 49V51H154ZM171 49V48H170ZM173 49V48H172ZM186 49V50H185ZM213 49H214V51H213ZM135 50H137V52L135 51ZM138 50H141L140 51V54H138V56H136L137 55V53L139 52ZM159 50H161V54L160 53H158V52H160ZM211 50V51H210ZM107 51V50H106ZM108 51H110V53H112V51L111 50H108ZM153 51L156 53L157 51V53H156V56H153V55H155L154 53H153ZM175 51H176V53H175ZM186 51V52H185ZM24 52L22 53V54H24ZM126 52H127V55L125 56V54H126ZM131 52V53H130ZM190 52L192 53V54H190ZM83 53V54H82ZM106 53V52H105ZM125 53V54H124ZM240 53V56H239V58H238V54ZM108 54L109 53H106V54H104V55H102V54H98V56H99V61L102 59L101 58V56H103V58H106V60L108 59H110V54H109V56H108ZM129 54V55H128ZM173 54H175L174 56H173ZM181 54H182V56H181ZM189 54V55H188ZM209 54V55H208ZM242 54V55H241ZM133 55V56H132ZM135 55V56H134ZM160 55V56H159ZM194 55V57H189V59H188V56H193ZM196 55V56H195ZM86 56V55H85ZM105 56H107V57H109V58H107V57H105ZM126 57V58H122V57ZM129 56V58H127ZM130 56H132L134 59L133 60H136V59H138L139 61H131L130 62ZM162 56H164L163 54H162ZM168 56V57H169ZM172 56H173V58H172ZM176 56V57H175ZM186 56V57H185ZM138 57V58H137ZM142 57V58H141ZM155 57V58H154ZM101 58V59H100ZM149 58V59H148ZM175 58H176V60H175ZM182 58H184V61H183V63H182V65L180 66V62H182ZM187 58V59H186ZM200 58V59H199ZM126 59V60H125ZM127 59H128V61H127ZM143 59V60H142ZM174 59V60H173ZM185 59L187 60V61H189L190 63H188L187 61H185ZM203 59V58H202ZM103 60V59H102ZM132 60V59H131ZM127 61V66H128V62H130V65H131V63H132V69H131V66L129 65L128 67L130 68V70H129V68L126 66L125 67V62ZM146 61L148 62L147 64H149L150 65V70H151V73H152V71L154 70L155 71V69H156V71H158V69L160 70V72H154V75H156V73H157V77H158V80H157V83H156V81H155V78H156V76H154L153 74L151 75V77H150V73H149V68H147V66H146ZM160 61V62H161ZM201 61V60H200ZM101 62V63H102ZM139 62V63H138ZM154 62H156V61H154ZM153 62V64H155ZM171 61H170V63L169 64H171L172 66H173V63H172ZM179 62V63H178ZM185 62L188 64V65H190V64H193V65H190L189 67H188V65L186 66L185 65ZM199 62V61H198ZM17 63H22V65L20 64V66H15ZM134 63H137V64H135L134 65ZM178 63V64H177ZM248 65L250 64V62H246ZM109 64V63H108ZM139 64H141V66H142V64H143V66H142V68H139L140 67V65ZM168 64V65H169ZM105 65H107V66H105ZM111 64H109V66H110ZM167 65V66H168ZM170 65V66H171ZM177 65H179V66H177ZM119 66L117 67L118 69H119ZM135 66V67H134ZM154 66H156V64L154 65ZM184 66H186V67H183ZM250 66V65H249ZM101 67V66H100ZM106 67V68H105ZM136 67H138V68H136ZM159 67V68H158ZM180 67H182V68H180ZM115 68V69H114ZM128 68V69H127ZM136 68V69H135ZM147 68V70H149V71H147V73H146V71L144 70V69H146ZM151 68H153V70L151 69ZM133 69H135V70H133ZM186 69V70H185ZM141 70H144V72L143 71H141ZM182 70H183V72H182ZM109 71V74L107 73L106 74V72H108ZM123 71H125V72H123ZM128 71H130V72H128ZM163 71H165V73H163ZM168 71V72H167ZM40 72V73H39ZM112 72V73H111ZM120 72L121 74H119L118 75V73ZM135 72V73H134ZM139 72H142V73H145V75L144 76H142L141 75V73L139 74ZM162 72V73H161ZM181 72V73H180ZM243 72V71H242ZM256 72H257V70H256ZM256 72H255V74H256ZM39 73V74H38ZM130 75H129V74ZM131 73H133L134 75H131ZM136 73H137V76H138V74L139 75H141L142 77V79H140V76H139V79H140V81L138 80V77L136 78L138 81H136V80H134V76L136 77ZM160 73L162 74V76L160 75ZM178 73H179V75H178ZM185 73V74H184ZM148 74V76L147 77H150L149 78V80H151V82L147 79V77H146V75ZM175 74V75H174ZM177 74V75H176ZM181 74V75H180ZM110 76L109 75V77L108 78H106V79H112V81L114 80V81H116V80H118V79H116V78H114L115 76ZM118 75V76H117ZM159 75H160V77H159ZM166 76V78L168 77V79H169V81H168V79L167 80H165L164 82L163 81H160V79L161 80H163L162 79V77H164V76ZM182 75H183V77H182ZM152 76H154L155 78H154V80H152L151 78H153ZM177 76H178V78H177ZM111 77H113V78H111ZM145 77V78H144ZM187 77V78H188ZM124 78H123V80H124ZM180 78V79H179ZM186 78V79H187ZM260 78H263V77H260ZM259 78V79H260ZM105 78H104V80H106ZM116 79V80H115ZM157 79V78H156ZM42 80V81H41ZM63 80H61V81H63ZM119 80H120V78H119ZM117 81L119 84L118 85H120L121 86V84L123 83H125V81ZM261 81H263L264 82V80L263 79H260ZM39 81H41V82H39ZM108 81L110 82L111 80H107V84H108ZM111 81V82H112ZM168 81V82H167ZM38 82V83H37ZM120 82H121V84H120ZM139 82V83H138ZM149 82V83H148ZM163 82V84H161ZM175 84L176 83V85H173V83ZM68 83V82H67ZM127 83H125V84H127ZM135 83V84H134ZM137 83H138V85H137ZM149 84V86L148 87H150L151 86V89L150 88H148L147 87V85ZM152 83V84H151ZM165 83V84H164ZM183 83L185 84L184 86H183ZM255 84L257 85L258 84V80H257V82H255ZM154 85H155V87L157 88V89H155V87H154ZM160 85H161V87H160ZM167 85H169V86H167ZM263 85H264V83H263ZM132 86V87H133ZM165 86H167V88L169 89H165L166 87ZM123 86H121V88L120 89H123L122 88ZM149 89V91H151V92H153V97H152V94H151V92H149V91H147L148 93L146 94V90H147V88ZM153 87V88H152ZM159 87H160V89H159ZM127 88V89H126ZM145 88V89H144ZM173 88H174V91H176V94L173 96V94L172 93H175V92H173ZM175 88H178V89H175ZM262 88H264V86L262 87ZM141 89H144L143 91L141 90ZM162 89H165V91H167V93L165 92V93H163L162 92ZM181 89H183V90H181ZM15 90V91H14ZM177 90H179V91H177ZM261 90L262 91H264V89H260L259 91H260V93H259V91H258V93H259V95H260V97L259 96H255L256 95V93H254V103H258L259 101V103L257 104V107H256V109L258 110V108H260V109H262L261 111L262 112H260V116L259 115H257V112H256V115L257 116H259L260 118L263 116V114H264V107H262V103H264V92H262V94L263 95H261ZM137 91H140V93H141V95L143 96V98L141 99V95H139L140 93L138 92L137 93ZM144 91H145V93H144ZM164 91V90H163ZM169 91V92H168ZM182 91H183V94H182ZM109 93H107V91H104V94H103V97H104V99H108V100H110L109 99V97H110V91H108ZM143 92V93H142ZM162 92V93H161ZM185 92H186V90H185ZM129 93V94H128ZM132 93V94H131ZM155 93H156V95H159L158 97H156V95H155ZM172 95H171V94ZM177 93H178V95H177ZM143 94H145V95H143ZM150 94V95H149ZM161 94H163L161 97H160V95ZM170 94V95H169ZM107 96V97H105V96ZM166 96H168V97H166ZM171 96H172V98L174 97H176L175 98V101L176 100H178V102H177V107L180 109H178V108H176V106L174 105L173 106V104H174V102H173V100L170 102V98H171ZM250 95H246V97H249ZM147 97V98H146ZM170 97V98H169ZM148 98H149V100L150 101H146L145 102V99H147L148 100ZM152 98L154 99V101L157 99V98H159V99H157V101H153L152 100ZM171 98V99H172ZM138 99V98H137ZM169 100V102H168V100ZM184 99V98H183ZM250 99H251V97H250ZM256 99H259V100H256ZM141 100L143 101V102H145L146 104L149 102V104H150V106H148V104L147 105H145L144 106V104H142L141 103ZM160 100V101H159ZM258 101V102H256V101ZM107 101V100H106ZM133 101V102H132ZM140 101V102H139ZM151 101H153V104H152V102ZM159 101V102H158ZM161 102H162V104H161ZM167 102V103H166ZM111 103V102H110ZM110 103L108 104V106H107V104H106V106L108 107V109H110ZM141 103V106L139 105ZM160 103V104H159ZM168 103H171V105L170 104H168ZM67 104H69L70 106H68L67 107ZM164 104V105H163ZM260 104H262V105H260ZM63 105H66L65 107L66 108H64V106ZM88 105V104H87ZM118 105V104H117ZM131 105V106H130ZM136 105H139L140 106V110H143L144 111V108H143V106L145 107V110H148L147 112L146 111H144L143 113H141L142 114V116H143V118L145 117V119H148V120H145V119H143V118H141V117H139V115H140V113H139V111H132V109H135L136 108V110H138L139 109V107L137 108L136 107ZM132 106H135V108H133ZM149 107L148 109H146L147 107ZM152 106V107H151ZM171 106V107H170ZM172 106H173V108H172ZM77 107V106H76ZM121 107V108H120ZM161 107H162V109H161ZM64 108V109H63ZM68 108V109H67ZM78 108V107H77ZM126 108V110H124ZM132 108V109H131ZM142 108V109H141ZM150 108H151V110H150ZM153 108V109H152ZM169 110H168V109ZM91 107L90 106H88L87 108H83V110L85 111V112H87V113H91V114H93V115H96V114H94V112L93 111H91ZM159 109H161V110H159ZM167 109V110H166ZM172 109V110H171ZM173 109L176 111V112H173ZM177 109V110H176ZM259 109V110H260ZM63 110H64V112H63ZM86 110H88V111H86ZM89 110H90V112H89ZM122 110V111H121ZM158 110V111H157ZM179 110V111H178ZM181 110H184V111H182L181 112ZM256 110V111H257ZM149 111H151V112H149ZM164 111H166L167 113H165ZM188 113H190V115L188 116V115H186V114H188ZM121 112H122V114H121ZM127 112V113H126ZM132 112V113H131ZM137 112V113H136ZM152 112H154V114L152 113ZM216 112V113H217ZM125 113V114H124ZM137 115V114H139V115H137L136 117H137V119H138V121L136 120V117L134 118V116H135V114ZM146 113H148V114H146ZM150 113H152L151 114V116L149 115ZM174 113H176V114H174ZM182 113V118H184L185 120L183 121L184 123H185V125H187V126H189V125H191V127H190V129H192V130H188L189 132L187 133V135H185L183 138V140H182V137L181 136H179V132H177L180 128L179 127H181L180 125L181 124H179L178 122H180V121H178V120H176L175 118H173L174 116L176 117V118H178L179 119V117H177V115L179 114V116H180V114ZM212 113V112H211ZM261 113H263V114H261ZM120 115V117H119V115ZM132 115L133 116V118L131 119L130 117V115ZM146 114V116H144ZM258 114H259V112H258ZM43 115L44 116H46V118L45 117H43ZM173 115V116H172ZM184 115H186V116H184ZM191 115H194V118L195 119H193V116H191ZM214 115H216L215 117L217 118H219V117H221V118H219L218 120L217 119H214L215 117H214ZM262 115V116H261ZM123 116V117H122ZM147 116H150V117H153V118H156L157 116H159L158 118H156L155 120L152 118V120L153 121H155L156 123H158V124H156L155 122H154V124L152 123L153 121L151 120V118L150 117H147ZM39 117H41V120H42V118L44 119L43 121H45V123L47 124L48 122H46V120H48L49 119V123H48V125L52 128H50L51 129V131H50V133L48 132V131H44V132H48V134L47 133H45L46 135H44V133H43V135H41V134H38V133H40L41 131H42V127H44L46 124L44 123L43 124V122L42 123H40L39 122V120H37V119H40ZM126 117H127V119H128V117H129V121L126 119ZM187 117L189 118V119H191V120H189L188 121V119H187ZM190 117H192V118H190ZM202 117V118H201ZM264 117V116H263ZM8 118H9V120H8ZM116 118H117V121H116ZM118 118H120V119H118ZM199 118V119H198ZM36 119V120H35ZM123 121H122V120ZM125 119V120H124ZM133 119H135L136 120V122H137V125H136V122L135 121H133ZM140 119V120H139ZM168 119H170V122H169V120ZM172 119H175L174 121L172 120ZM186 119H187V121H186ZM200 119H203L202 120V122H200ZM263 120H264V118H262ZM262 119H258V121H260V120H262ZM32 120H35V121H32ZM54 120V121H53ZM118 120H120V121H118ZM142 120L144 121V122H142ZM193 120V121H192ZM205 120V121H204ZM223 122H222V121ZM116 121V122H115ZM148 121L150 122V124L148 123ZM152 121V122H151ZM167 121L169 122V123H167ZM198 121V122H197ZM224 124V125H222V123ZM41 124H39V123ZM52 122V123H51ZM55 122H57V123H55ZM117 122H119V123H117ZM141 122V123H140ZM147 122V123H146ZM188 122V123H187ZM190 122H191V124H190ZM192 122H196L197 123V125L199 126V127H197L196 125H195V123H192ZM210 122V123H209ZM260 122H262V121H260ZM140 123V124H139ZM143 123V124H142ZM152 123V124H151ZM181 123V122H180ZM200 123V124H199ZM202 123V124H201ZM208 123V124H207ZM31 124V125H30ZM51 124V125H50ZM56 124V125H55ZM123 124V125H122ZM161 124V125H160ZM166 124H168V126H164L163 127V125H166ZM43 125V126H42ZM55 125V126H54ZM176 125V126H175ZM202 125V126H201ZM210 125H212V126H210ZM58 126H59V124H58ZM131 126V127H130ZM170 126V127H169ZM202 128H201V127ZM263 125H261V127H262ZM39 127H41V128H39ZM57 127V128H56ZM133 127H137V128H133ZM166 127V128H165ZM172 127V128H171ZM174 127V128H173ZM175 127H178L179 129H177V128H175ZM37 128H39V130H36ZM195 128H197L196 130H195V132L193 131ZM198 128H200V129H198ZM205 128H208L210 131L209 132H205L206 131V129ZM41 129V130H40ZM137 129V130H138ZM175 131V129L177 130V131H173V130ZM202 129V130H201ZM205 129V130H204ZM208 129H207V131H208ZM6 130L8 131V132H6ZM153 130H154V133H153ZM165 130H170L171 132H172V136L173 135H175V136H178V139H176V137L174 136V138H175V141H174V138H173V145H174V147H177L178 145V147H180L181 146V148H179V150L181 151V153H182V155L180 154V152H179V155H178V153H168V154H170V157H169V155H167V154H163V151L162 152H160V153H158V154H156V151H161V147H159V145H155V144H157V143H159V141L161 140V136H162V134H164V132L163 131H165ZM203 131V134L201 135L200 133H202L201 131ZM200 131V133H198ZM9 132H10V134H9ZM162 132V133H161ZM174 132V133H173ZM177 132V135L175 134ZM222 132V131H221ZM221 132H218V131H216V133H221ZM54 133V134H53ZM192 133V134H191ZM193 133H194V135H193ZM198 133V134H197ZM205 133V134H204ZM211 133V134H212ZM36 134H37V136H36ZM53 134V135H52ZM56 134V135H55ZM210 134V133H209ZM57 135H59V136H57ZM148 135V136H147ZM181 135H183V134H181ZM198 135V136H197ZM200 135V136H199ZM212 135V136H213ZM6 136H8L7 138H6ZM10 136V137H9ZM41 136H42V138L45 140V141H47L48 139H49V142H51V150H52V152H54L53 154H54V157H53V154H52V152L51 151H49V150H45V151H43L42 152V150H44V148H43V146H42V138H41ZM43 136H45V137H43ZM194 136V137H193ZM197 136V137H196ZM204 136V137H203ZM188 137H189V139H188ZM197 138V140H193L192 138ZM199 137H203V138H199ZM147 138V139H148ZM192 140H191V139ZM207 138H209L208 137V135H207ZM13 139V140H12ZM181 139V140H180ZM204 139V140H203ZM2 140H4L3 142H2ZM57 140V141H56ZM69 140H73V138H71V139H69ZM155 140V141H154ZM178 140V141H177ZM199 140V141H198ZM210 141H211V139H209ZM214 139H212V141H213ZM7 141V143H6V145H4V143ZM157 141V142H156ZM189 142V144L188 143H186V142ZM194 141H196V142H194ZM175 142H176V144H175ZM191 142H193V143H191ZM2 143V144H1ZM154 143V144H153ZM181 143V144H180ZM195 143V144H194ZM198 143H200V144H198ZM178 144V145H177ZM184 144H186L185 146H187V147H183L184 146ZM191 144L194 146H192L193 148H194V152H193V149H192V147H190L191 146ZM2 145H4V146H2ZM153 145V146H152ZM195 145H197V146H199L198 147V149H197V146H195ZM150 146H151V149H150ZM158 146V147H157ZM5 147V148H4ZM10 147V148H9ZM155 147V148H154ZM178 147L177 148H175L174 149V151H179V150H177L178 149ZM195 147H196V149H195ZM60 148V150L62 151H60V150H58V149ZM182 148H184V149H182ZM189 149V148H191V149H189V152L186 150V149ZM38 150H40L41 152H39ZM152 150V151H151ZM155 152H154V151ZM185 150V151H184ZM90 151L92 152V159H94V162H97L96 164V166H97V168H96V170H97V172H98V174L100 175L99 177L101 178V175L102 174H104L103 173V170H102V167H101V163H102V158L105 156L106 157V155L105 154H103L102 156H100L99 154L97 155V152H99L100 151V148H99V143H97L95 140H92V141H90ZM173 151V152H174ZM192 151V152H191ZM51 152V153H50ZM58 154H57V153ZM60 152V153H59ZM155 153V155H154V160L155 161H157L158 159H160V160H158V162H156V165H155V162H153L149 157V154L151 153ZM191 153H193V155L191 154ZM150 154V155H151ZM171 154H176L178 157H176V155H173V157H171ZM51 155V156H50ZM65 155H67V156H65ZM87 155V153H85V155L84 156H86ZM167 156V159H166V156ZM79 156V155H78ZM180 156V157H179ZM51 157V159H49V163L50 164H45V160L46 159H48V158H50ZM73 157V158H72ZM99 157V158H98ZM119 157H121V158H115V160H116V162H118L120 165L124 162V161H126L125 159V157H123V156H119ZM168 157H169V160H168ZM54 158V159H53ZM61 158V159H60ZM63 158H66V159H64L63 160ZM82 158H84V157H82ZM57 159H59V164L58 165H56L55 164V161L57 160ZM98 159V160H97ZM149 159V160H148ZM166 159V160H165ZM50 160H52V161H50ZM65 160H67V161H65ZM109 160H111L109 163H113V161H114V158L113 159H109ZM113 160V161H112ZM69 161H71V162H73V163H67V164H63V163H65V162H69ZM122 161V162H121ZM152 161V162H151ZM162 161V163L164 164L163 166L160 164V162ZM171 161L173 162V163H175V165L174 164H172L171 163ZM7 162H9L8 164H6L5 165V163H7ZM177 162V163H176ZM53 163V164H52ZM83 163V164H82ZM109 163H107L106 164V162H103V164L104 165H108ZM149 164V166H148V164ZM158 163V164H157ZM98 164H100L99 166H98ZM183 164L184 163H182L181 165L183 166ZM169 165H172V168H170L169 167ZM4 166V167H3ZM6 166V167H5ZM35 166V167H34ZM82 166V167H81ZM185 166V165H184ZM183 166V167H184ZM168 167V168H167ZM34 168V169H33ZM146 168V169H147ZM175 168H177V169H175ZM150 169V168H149ZM175 169V170H174ZM86 170V169H85ZM164 170V171H163ZM174 170V171H173ZM1 172V171H0ZM1 174V173H0ZM52 174V175H51ZM105 175V174H104ZM106 176V180H104L105 182H106V184H108V186L109 185H116V188H117V186L118 187H120L119 185H121L123 188H127V189H129V188H131L130 186H131V184L133 183H128V184H124V182H121V177H119V176H117V177H114V175L113 174H111L110 173V175L107 173V175H105ZM1 177V176H0ZM67 178V179H66ZM70 178V179H69ZM113 178H115V180L113 179ZM1 180V179H0ZM75 181V182H74ZM108 181V182H107ZM115 181V182H114ZM118 181V182H117ZM123 181V180H122ZM120 182V183H119ZM124 184V185H123ZM78 197H79V199H81V195H78ZM81 201V200H80ZM49 204V203H48ZM136 206V205H135ZM93 214V213H92ZM31 218L29 219V218H27V220H26V222H22L21 223V226L23 227V229H24V233H22L23 235H22V237L23 236H30V235H34L36 232H38V231H45V230H49V224H48V220H49V217H45V215H43L41 212H39V211H36L35 210V207H34V211L31 213ZM81 217H83V215H80ZM127 217L129 218V220H127ZM142 217H143V219H142V221H143V223L145 222V217H147L146 215H142ZM85 218L87 219V217L85 216ZM149 220L150 219H152L151 217H147ZM133 219H134V217L132 216V215H129V214H127L126 215V219L124 220L125 221V228H126V237L128 236V234L127 233H129L130 232V227H131V229L133 230V232H134V234H135V229H134V223H133ZM90 221V220H89ZM128 222V223H127ZM96 225V223L95 224H92V225H90L89 226V228L91 229L92 227H94ZM137 225V224H136ZM143 225L144 224H142L141 223V226L143 227ZM147 225H149V223L147 224ZM21 227V228H22ZM61 228V229H60ZM56 230H61L60 232L63 234L64 233V228L62 227V226H58V227H56ZM18 232H19V234H21L20 233V230H18ZM26 238V237H25ZM26 239H28V238H26ZM131 241V240H130ZM12 246V244H10V239L8 238V240L6 241V244H5V246H4V248H3V250L2 251H0V257L2 258V259H5L6 257H7V255H8V253H9V247H11ZM32 246H34L33 244H30V241L29 242H27V243H22V246H20V247H18V248H22V247H24V248H27V249H29L30 247H32ZM81 247H83V246H81V245H78V246H76V247H74V248H72V250L73 251H75V250H78L79 248H81ZM132 247H134L133 245H132ZM136 248V250H137V253L139 254V257L143 260L144 259V256L141 254V249H140V247H135ZM138 248V249H137ZM26 249V250H27ZM161 247H156V251H158V252H160L161 250ZM1 258H0V260H1ZM115 258H118V256L117 257H115ZM8 260H10V259H8ZM112 261V260H111ZM113 262V264H118V261L117 260H115V261H112ZM91 263L93 264V260H91ZM159 264H160V262H159Z\"/></svg>",
	"mask_w": 264,
	"mask_h": 264
}]
</instances>
